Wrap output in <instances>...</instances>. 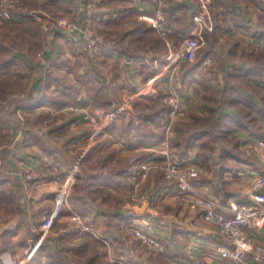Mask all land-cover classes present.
<instances>
[{
  "label": "crops",
  "instance_id": "crops-1",
  "mask_svg": "<svg viewBox=\"0 0 264 264\" xmlns=\"http://www.w3.org/2000/svg\"><path fill=\"white\" fill-rule=\"evenodd\" d=\"M167 1L165 10L171 31L161 33L140 17L143 12L153 11V0H66L73 19L82 17L84 6L93 3L98 17L95 29L107 40L106 47L91 57L84 49L79 51L83 32L62 33V50L58 38H53L50 48L45 50V57L50 58L49 65H45L50 79L43 74L41 83L31 86L35 96L40 95L38 102L16 106L27 116L28 127L10 132L11 142L14 138L20 139V143L12 146V153L5 155L0 168L7 173L0 178V191L7 195L0 200V264H18L21 260L24 264H75V260L87 264L84 257L90 252L92 240L86 236H93L89 231L63 227L69 222L60 217L53 224L54 230L41 239L27 259L38 235L35 228L52 210L54 199L48 184L27 181L23 169L28 165L39 175H61L71 164L68 147L87 138L79 115L66 110L74 102L73 91L68 89L72 83H81L86 103L99 116L152 76L156 88L170 87L167 41H180L193 25L199 6L198 0ZM207 13L200 26L202 47L197 50L192 67L184 63L178 69L179 76L185 79L183 93L188 103L186 110L174 119L169 139L178 137V144H170L179 155V137L186 135L189 126L203 127L182 157H195L205 163L200 184L208 195L226 206L230 198L244 197L253 173L264 168V148L254 143L264 134V0H211ZM207 57L211 59L212 79L197 68ZM11 58L8 65H0V78L20 71V55L13 54ZM135 100L139 102L136 108L131 106V113L142 107L150 110L153 105L164 106L144 96L134 97L133 103ZM26 111L43 117L60 112L66 117L56 121H60L56 129L45 132L39 124H30ZM118 115L106 125L108 136L99 140L96 148L91 145L93 142L88 145L83 155L91 163L106 153V164L100 162L99 169L86 176L85 186L95 189L97 195L79 194L70 203L111 239L114 255L125 264H187L199 256L212 259L216 246L224 243L214 227L186 209L175 196L172 183L159 172H137L138 159L156 155L157 144L164 136V120L130 113ZM144 182L148 188L139 187ZM148 189L150 194H146ZM135 222H144L153 229L161 239L159 250L139 255L133 244ZM252 235L264 244V225ZM100 251L106 258L105 250ZM160 258L163 261L159 262Z\"/></svg>",
  "mask_w": 264,
  "mask_h": 264
},
{
  "label": "built area",
  "instance_id": "built-area-1",
  "mask_svg": "<svg viewBox=\"0 0 264 264\" xmlns=\"http://www.w3.org/2000/svg\"><path fill=\"white\" fill-rule=\"evenodd\" d=\"M154 8L152 12H143L140 17L147 21L152 27L157 28L161 33L170 32L168 24V14L165 10L167 0H153ZM3 0V17L8 18L11 13L8 4ZM211 0H198V12L193 16V25L186 30L180 41L176 44L171 40L167 41L168 54L166 57V72H169L170 87L168 89H158L154 86L155 77L148 78L139 84L134 92L123 98L112 110L99 116L90 110L87 103H84V92L81 91L76 96L75 105L71 107L79 113L82 123L88 127V143L84 146L74 163L67 169L64 175H52L42 179L37 176L31 168L24 167L25 176L30 180H41L42 183L50 182L49 189L54 194V205L50 212L45 214L39 222L36 232L37 238L26 254L30 258L33 251L37 248L41 239L50 230L52 224L59 217L72 221L80 231L93 232L94 236L100 239L112 255V241L104 235L94 230L91 224L86 223L85 218L72 209L68 203L70 188L75 178L78 162L84 155L88 145L95 140H101L108 136L106 125L114 121L119 113L130 110L133 98L137 96L149 97L160 103L170 106L168 111V121L164 127V136L157 144L154 157H145L136 161L140 168V174L145 175L149 171L159 172L163 178L172 183L175 188V196H178L182 205L198 214L205 222L210 223L215 232L222 237L224 243L216 246L215 255L212 259L196 257L187 264H250L253 262L264 263V244L258 242L252 232L264 225V168L256 171L251 176L246 193L242 198H230L226 206H222L216 198L208 195L204 187L200 184L199 178L205 171V163L195 157H179L171 146L169 138L174 127L171 122L182 114L188 101L184 97L183 87L185 79L179 76L178 69L181 64L194 62L197 50L201 45L200 26L208 12ZM18 14L13 13L11 18L18 19ZM36 17V15L34 16ZM97 13L93 3L84 6L83 16L77 19L58 17L53 22H48L51 27H65L71 30L81 28L84 33V49L91 57H96L103 52L106 47L105 38L98 34L95 29ZM197 68L206 72L207 77L211 78V59L207 57ZM19 116V115H18ZM20 117V116H19ZM24 126H27L26 117H20ZM103 137V138H102ZM255 145L264 148V134L254 141ZM36 174V175H35ZM225 207L227 211L223 210ZM133 230L137 238L145 245L154 248H161V239L154 233L153 229L144 222H135ZM121 259V258H118ZM116 261L125 264L124 260ZM22 261V260H21ZM24 264V263H23Z\"/></svg>",
  "mask_w": 264,
  "mask_h": 264
},
{
  "label": "rangeland",
  "instance_id": "rangeland-1",
  "mask_svg": "<svg viewBox=\"0 0 264 264\" xmlns=\"http://www.w3.org/2000/svg\"><path fill=\"white\" fill-rule=\"evenodd\" d=\"M5 1H6L5 4L9 5L7 6V8H9L11 12L13 11V13L18 14L19 16H17L18 19H14L10 17L11 15H13V13H11L8 18H5L6 17L5 15H1L2 14L1 8H5V7L2 6L3 0H0V62L7 59L8 57L11 58L13 54H16L17 57L20 55L19 65L21 66L19 68L20 70L19 72H17L16 74H12L10 77H7V78L4 77L2 81L0 80V168L4 165L5 155L12 153L11 152L13 150L12 146L20 141V139L13 138L12 141L13 140L14 141L12 143L10 140L12 137H10L9 139L10 132L14 134L15 132H18L17 129H19L21 126L22 127L24 126V124H22L21 121L19 120L20 117L27 118V116L24 113H22L23 110H19L16 107L17 105L20 104V102L14 101V100L19 96L24 97L28 95L33 83L37 82L36 84L38 85L41 83L39 81H42V78L45 76V75L43 76V74H46L47 79L49 81L50 74H48V72L45 71L46 70L45 65L46 64L49 65L50 58L47 59V57H45V53H46L45 50L46 49L48 50V47L50 48L51 40L53 38L54 39L58 38V40L60 41L61 39H63L61 36L62 33H77L80 31L82 32V29L79 27L71 30L70 28L59 27V26L51 27L50 25L49 26L47 25L48 22H53L58 17H66L68 19H73L71 18L70 13L67 11L66 5H64L62 2L61 4H57L56 1L54 0H5ZM35 15L36 17H34ZM207 16H208V13L204 17V21H206ZM61 45L62 43L60 41V47H59L60 50L64 49V47H61ZM83 49H84V41L80 43L79 51ZM84 51L86 52V54H88V52L85 49ZM192 64L193 62L185 63V65H187V67L189 68L190 66L192 67ZM4 81L7 84H5ZM77 81L81 82V80H77ZM64 82L65 83L68 82V84L71 83L70 81H67V80H64ZM77 83L79 85L78 84L74 85L72 83L71 85L73 87L69 86L68 88L69 90L73 91L72 101L74 102L72 105H75L76 103H78L75 98L82 91L80 89L81 83L79 82ZM1 89L5 90V92H1ZM145 98H149V97H145ZM83 99H84V103H86L85 95ZM66 110L79 115V113L75 111L72 107L71 109H66ZM26 112L29 114L30 124L31 122H35L36 124H39L40 125L39 128L41 127L42 128L41 130H45V132L48 129H53V130L54 128L56 129L57 127L56 124L60 122V121L58 122L56 121L59 120L60 118L66 117L65 113L61 115L60 112L56 113V112L49 111L50 113L46 114L44 117L42 114H38V113L34 115L33 111H29V112L26 111ZM128 112L131 113V110H128ZM120 114L121 113H119V115ZM33 117L34 119L36 118L40 119V122L37 123L36 121H34V119H32ZM79 117L81 116L79 115ZM82 125L84 126L86 133L88 135L89 133L88 127L85 126L83 123ZM24 127H26L25 129H27L28 126L25 125ZM12 128H14V130ZM87 139H88V136L86 139L81 138V140L78 141L76 145L74 146L72 145L68 147V152H69L68 154L71 155L69 156V159H71L70 165H72L74 161L77 159V157L80 154L79 152L82 150V147L86 143H88ZM98 141L99 140H95L91 145L95 146V148L98 147V144H97ZM104 154L106 155V153L101 154L99 157H97L95 161H92L91 163H90L91 160L86 158V156L84 157L82 156L80 161L78 162V167H77L75 178L72 184H74V182L76 183L74 186H71L70 188V193H69L70 195L68 196V203L70 207L72 209L75 208L76 211L81 215V217L83 216L85 218V220H86V216L81 213V211L76 205H72L70 203V199L72 198L73 200H75L76 196H78L79 194L82 195L83 193H84L83 195L87 193L88 195L90 193L97 195L96 194L97 192H95V189L88 190L89 186L88 185L85 186V184L87 183L86 176L90 171L97 170L102 164L103 166L104 164H106L103 162V160L105 159ZM100 162H102V164ZM24 167L31 168L28 165ZM105 168H107V166L104 167V169ZM23 172L25 175L26 174L25 169H23ZM35 173L37 174L38 177L41 178V180L42 179L44 180L47 178V175H39L36 171ZM25 179L27 181L30 180V179H27L26 176H25ZM41 180L40 179L37 180L39 182L38 184L43 185ZM49 183L50 182H46V184H49ZM146 184H147L146 182H144V184L141 183L139 184V187L148 188ZM86 189L87 191H84ZM149 191L150 190L148 189V192L146 191V194L148 193L150 194ZM5 196H7L6 193L0 191V200ZM105 197L110 198L111 196L110 197L105 196ZM53 199H54V194H53ZM108 207H111V206L109 205ZM62 221L69 222L68 225L65 224L63 227L76 228L78 230L76 225H74L75 224L74 222L68 221L65 219H62ZM86 223L90 224V222H88L87 220H86ZM53 224L48 232H52V230H54L52 229ZM93 228L95 231H97V233L103 234L102 232H99L97 228L95 227ZM48 232L43 238L48 236ZM132 232L134 236L133 244L135 245V247H137L139 255H141V257L142 255H145V254L147 255L149 253L151 254L155 250L160 249V248L151 247L150 245L143 244L141 240L137 238V235H135L134 230H132ZM88 233L92 235L93 237L91 236L89 237L88 235L86 236V238L88 237L90 240H92L90 242L91 245L89 247L90 252L87 256L84 257V260H88L87 264H116L117 261L114 259H118V258L116 255H114L113 243H111V245H112V255L114 257H111L108 247L100 239L95 237L93 232H88ZM43 240L44 239H42V241ZM101 248L105 250L106 258H103L102 254L99 253L101 252L100 251ZM77 253L80 255L84 254L83 252H79V251H77ZM95 259L96 260L98 259V261L92 263V261H94ZM118 260H122V259H118ZM75 261H76L75 264H79L78 262L79 260L78 261L75 260ZM161 261L163 260L160 258L159 262ZM121 263L122 262H120V264ZM18 264H23V262L19 261ZM80 264H85V263L81 262Z\"/></svg>",
  "mask_w": 264,
  "mask_h": 264
},
{
  "label": "trees",
  "instance_id": "trees-1",
  "mask_svg": "<svg viewBox=\"0 0 264 264\" xmlns=\"http://www.w3.org/2000/svg\"><path fill=\"white\" fill-rule=\"evenodd\" d=\"M54 1H56V3L57 4H61V2L64 4V5H66V0H54ZM200 47H202V44L200 45ZM12 61V58L11 59H5V60H3V61H1L0 62V65H3V66H5V65H8V63H10ZM8 76H6V78H7ZM0 80L2 81L3 80V78H0ZM4 83L5 84H7L5 81H4ZM1 92H5V90H3V89H1ZM39 97H40V95H36L35 96V94H34V91L31 89L30 90V92L28 93V95H26V96H24V97H22V96H19V97H17L14 101H19L21 104H25V103H29V104H31V105H33V104H36L37 102H38V100H39ZM136 102H139V100H135L134 101V103L132 102V105H133V107H135L136 108ZM119 102H117L114 106H113V108L118 104ZM28 104V105H29ZM112 108V109H113ZM111 109V110H112ZM169 109H170V106L169 105H167V104H164V106H160V105H153L152 107H151V109L150 110H145L144 109V107H142V108H140L139 110H137L138 112H135V113H133V111H132V113H130V112H128V110H126V111H124V112H122L123 114L124 113H130V114H132L133 116H135V117H142V118H156L158 121H163L162 122V124L163 125H165L166 124V122L168 121V111H169ZM136 110V109H135ZM134 110V111H135ZM171 124H172V126L173 125H175V121H173V122H171ZM128 127V125L127 126H124L123 127V129H126ZM220 127V126H219ZM26 127H20L19 129H25ZM203 130V127L201 126V125H194V126H189L188 127V132L186 133V135H184V136H180L179 137V139H181V147H180V149H177V151H178V153H179V157H182L184 154H183V151L187 148V146H189L190 145V143H192V141H193V139H194V137H197V134H199L201 131ZM176 140V141H175ZM178 137H176V138H171V139H169V141L170 142H172V143H174V144H176L178 141ZM178 144V143H177ZM12 150V149H11ZM9 151H10V149H9ZM12 152V151H11ZM10 153V152H9ZM185 156V155H184ZM71 166V165H70ZM137 172H139L138 174H140V168L138 167V169H137ZM66 173V171L65 172H62V174L61 175H64ZM6 174L7 173H5V172H2V171H0V178H2L3 176H6ZM75 183V182H74ZM221 208H222V206H221ZM55 257V256H54ZM65 264V263H64Z\"/></svg>",
  "mask_w": 264,
  "mask_h": 264
}]
</instances>
